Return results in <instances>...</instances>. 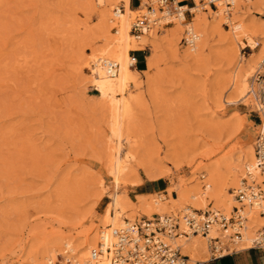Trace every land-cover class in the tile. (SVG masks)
Returning a JSON list of instances; mask_svg holds the SVG:
<instances>
[{"label":"rangeland","instance_id":"rangeland-1","mask_svg":"<svg viewBox=\"0 0 264 264\" xmlns=\"http://www.w3.org/2000/svg\"><path fill=\"white\" fill-rule=\"evenodd\" d=\"M81 1L0 0V264H22L65 240H85L115 190L112 117L84 63L102 34L115 29L100 19L94 0L87 2L95 5L93 14ZM137 7L134 16L145 8L131 0L130 8ZM252 7L248 18L264 24V7ZM206 9V22L195 28L197 56H186L184 27L176 34L175 25L148 31L153 38L143 50L130 51L141 75L139 86L127 92L138 96L123 118L128 161L117 190L137 213L144 199L161 197L168 203L165 213L181 217L191 200L182 196L208 174L211 190L228 199L244 175L248 147L254 153L260 124L255 103L263 85L255 72L264 40L255 38L254 49L245 38L234 40L229 24L217 23L216 10ZM241 59L254 61L246 69L248 90L252 83L254 91L247 98L234 85L246 62ZM148 180L156 182L145 192ZM135 216L128 221L151 218ZM189 242L196 245L192 261L210 258L205 239ZM245 243L227 246L242 249ZM56 260L66 257L57 255L51 264Z\"/></svg>","mask_w":264,"mask_h":264},{"label":"bare ground","instance_id":"bare-ground-1","mask_svg":"<svg viewBox=\"0 0 264 264\" xmlns=\"http://www.w3.org/2000/svg\"><path fill=\"white\" fill-rule=\"evenodd\" d=\"M94 1L96 5L101 6L102 8L101 9L102 15L99 14L100 12L98 11L99 12L98 15H100V17L102 16V18L100 17L99 18L103 19L108 27L115 29L114 32H111L112 34L110 33L109 34L106 33V35L102 34L104 36H101L100 43L97 45L95 49L92 50L90 55L86 57L84 60L86 66L90 65L89 68L91 69L90 82H93L95 89L99 92V96L102 99H104V101L107 102L106 105H108L107 107H109L108 109L110 110V115L112 117L111 130L113 132L112 131L111 132L112 134H114L115 142L114 145H112L113 159H112L111 171L113 175V183L115 190L111 195V201L104 208L102 212V219L99 220L98 224L91 227L87 232L84 233V236H86L85 240L82 241L80 240L81 242L77 244L65 240L64 242H61V245H59L58 247L56 248L55 246L49 247L47 250L45 249L46 251L44 250L45 252L44 251L43 253L41 252V255L39 257H34V259L31 260L28 258L29 260H26L22 264H37L42 260L50 262L51 260L56 259L57 255L60 254L65 255L66 260L72 259L75 262H77V264H116L111 262L109 258L105 255L99 256L95 260H89L90 250L96 247L98 240H100L99 232H104L105 240L107 241L111 239V231L113 228L123 225L125 222L128 221V219L132 218L133 216L135 215L138 216L139 214L147 217H153L154 214H163L168 210L167 201L166 202L162 201L161 197L157 199L151 198L150 200L146 201V199L148 198L147 197L146 199H144L145 202H141L139 209H137L136 207L137 211L141 209L142 213H137L130 205L131 203L128 204L129 201L125 200V198H123L118 193L117 190L120 183L122 182L121 181L122 174L124 168L126 167L125 166L126 162L128 161V155L122 143L123 137L121 131L124 120L123 118L126 116L128 117V113L131 112L130 110L132 107L131 106L132 101L135 102L134 99H137L136 96H138L137 94L135 96L131 95L129 97L127 96V92L130 91L131 87L139 86L138 75H141L138 69L133 68L134 66L132 61V55H130V51L143 49L144 46L147 44L146 42H148V40H151L153 38L152 34L151 33L148 34L147 32L145 34H141L138 36L132 34L131 32L132 23L133 20H135V18L138 16V13L137 16L136 15L134 16L133 14L135 13V11L138 12L140 10V7H137L136 10L131 9L130 0H94ZM87 2L89 1L88 0L86 2L84 1V3L81 4L82 5L84 4L85 7L86 6L85 4ZM119 2L122 5V7L120 8L121 11H119L118 8ZM88 4L89 3H87V6ZM142 4L143 2L140 4V6ZM253 5L264 7V0H254V1L236 0L233 4L234 7L232 6L231 8L232 10L230 9L231 10L230 12L226 13L223 7L219 6L218 9L215 11V15H214L215 17H217L216 18L217 23L222 21L224 23L229 24V26L232 29V37L234 38V40L240 41V37L245 38L247 42L245 43L246 46H249L252 49H254L256 46L255 38L264 40V24L261 22H257L253 18H248V15L252 13L251 10L253 8L252 7ZM93 6L95 5H93L92 3V8ZM92 8L90 6L88 10L90 9V13L93 14L94 12L93 11L91 12ZM201 8L202 7L199 6L196 7L194 12L195 14L192 17V21L190 20L185 24L181 20H178L174 24L175 26L171 27V30L177 34V32L180 31V27H184L185 29L186 26L187 27L192 26L193 30L195 31V28H198L199 26L204 24L207 20V12L202 11ZM97 9L95 8V10ZM132 15L134 16L133 17L134 19H132ZM100 24L102 23L100 22ZM103 25L100 26L106 27L105 24ZM199 47H200V42L197 45L194 44L193 46H189L190 53L187 52L188 55L186 53V56H191V57L197 56L199 53ZM189 49L187 51H189ZM104 58L113 59L119 64L118 73L115 76L110 77L106 73L102 65V60ZM241 61L245 62L246 60L241 59ZM253 62L254 61L252 60L246 61L243 66L239 65V68L237 69L239 70V75H238L239 79L237 76H236L237 79L235 77V79L238 80V82H236V84L234 85L236 86V89L239 91V94L241 95L240 98H247L249 97L250 93L254 95L252 83L250 84L248 90L247 77L249 76V73L246 70L248 67L250 68L252 67ZM151 65H152L151 63L150 64L148 63L147 67H151ZM147 70L144 69L142 72L146 73L148 72ZM253 77L254 74L252 76V80ZM258 106L262 112L261 114L264 115V105L260 103ZM262 123L264 124V117ZM252 160H253L252 148L248 147L246 161L244 162L243 160H241V162L242 164L247 163L246 164L247 167L252 162ZM212 179L214 180V178H212L210 174H208V177L204 178V180H201V182H199V184L196 185L194 192H192L191 194L186 192V194L182 196V197H189L191 199L189 201L188 210H192V209L203 210L204 208L210 207L209 209L211 210H222V212L224 211V213L229 214L230 212H232V210L235 207L240 206V204L237 202V200L234 197V192L233 194L228 193L227 196L228 199L226 200L220 199V197L217 196L216 193L213 192V190H211L213 185ZM236 182H237V178L234 177L232 184L235 185ZM236 202L238 203L239 206L235 205ZM245 211L247 213L248 219L246 221V228H245L243 240L247 242L245 243L246 245L244 247H248L251 246L250 245L251 240L254 238V235L257 230V226H264V214L260 215L257 211H248L247 209H245ZM179 223L181 225V228H183V224L180 219H179ZM218 234L219 233H217L215 230L211 231L210 233V235H218ZM198 236L199 235H191L188 239L185 238L175 239V244L179 247V250L182 254L188 256V260L193 257V254L196 251V245H194L193 242H189V241L192 239V237L197 238ZM200 237L203 238V240L205 239L202 236ZM192 260L193 258L190 260L191 262L188 264H193L194 262ZM61 264L64 263L61 262Z\"/></svg>","mask_w":264,"mask_h":264},{"label":"built area","instance_id":"built-area-1","mask_svg":"<svg viewBox=\"0 0 264 264\" xmlns=\"http://www.w3.org/2000/svg\"><path fill=\"white\" fill-rule=\"evenodd\" d=\"M143 2L145 10L139 12L132 23L131 32L138 36L154 28L162 29L174 25L178 20L186 24L195 14L196 7L217 10L223 7L230 12L236 0H137ZM192 2L190 6L188 3ZM189 5V7H188ZM197 33L192 26L185 27L182 44L193 46ZM133 66H137V57L132 55ZM102 65L106 73L113 77L118 73L119 64L110 58H104ZM256 81L263 84L255 103V110L260 120L254 143L252 162L245 167L244 175L234 189V197L240 204L232 212L226 214L220 210H185L181 217L172 213L154 214L151 218L142 217L138 221H127L113 228L111 239L105 240L104 232H100V241L89 253V260L105 255L116 264H188V256L182 254L175 244V239H188L191 235L205 238L211 259L233 253L227 244L243 241L248 219L245 209L264 214V124L258 102L264 104V59L255 72ZM183 224V228L179 223ZM215 230L218 235H210ZM251 248L264 250V227L257 230L251 240ZM195 261L193 264H203ZM65 264H77L72 259ZM51 264V263H45ZM53 264H61L59 260Z\"/></svg>","mask_w":264,"mask_h":264},{"label":"crops","instance_id":"crops-1","mask_svg":"<svg viewBox=\"0 0 264 264\" xmlns=\"http://www.w3.org/2000/svg\"><path fill=\"white\" fill-rule=\"evenodd\" d=\"M130 6H131V0H130ZM140 50H143V49H140ZM149 56L150 55L143 56L145 58L144 63H146V59H148ZM142 61L143 60H141V62ZM138 63H139V61L137 58V64ZM154 182H156V181L148 180V183L144 182L142 184L143 190L145 192H147V191L150 192L146 188L147 184L148 185L153 184ZM138 186H136V188ZM195 261H197V259L194 260L193 262H195ZM203 264H264V250L257 249V248H251L250 246L242 247V249H235L233 253L223 255L222 257H219L216 259L209 258V259L205 260L203 262Z\"/></svg>","mask_w":264,"mask_h":264}]
</instances>
